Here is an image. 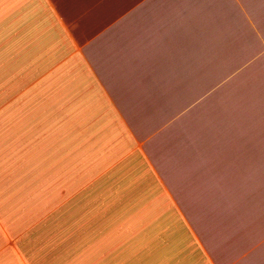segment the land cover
<instances>
[{
    "label": "crops",
    "instance_id": "1",
    "mask_svg": "<svg viewBox=\"0 0 264 264\" xmlns=\"http://www.w3.org/2000/svg\"><path fill=\"white\" fill-rule=\"evenodd\" d=\"M0 264H264V0H0Z\"/></svg>",
    "mask_w": 264,
    "mask_h": 264
},
{
    "label": "rangeland",
    "instance_id": "2",
    "mask_svg": "<svg viewBox=\"0 0 264 264\" xmlns=\"http://www.w3.org/2000/svg\"><path fill=\"white\" fill-rule=\"evenodd\" d=\"M246 54H248V53H246ZM256 53H254V52H252L251 53V55H252V57L255 55ZM257 57V56H256ZM258 60L259 59H252L251 60V64H250V67H253L255 64H259V62H258ZM244 71L242 70L241 72H240V74H238V75H236V79H235V91H245L246 89H247V86H246V84L244 83V81L242 80V74H244L243 73ZM259 83V82H258ZM250 89V88H249Z\"/></svg>",
    "mask_w": 264,
    "mask_h": 264
}]
</instances>
